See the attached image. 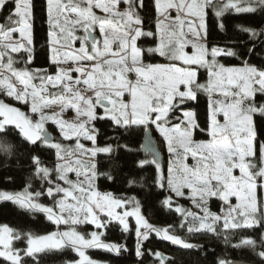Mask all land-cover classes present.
Here are the masks:
<instances>
[{
	"label": "snow or ice",
	"instance_id": "snow-or-ice-1",
	"mask_svg": "<svg viewBox=\"0 0 264 264\" xmlns=\"http://www.w3.org/2000/svg\"><path fill=\"white\" fill-rule=\"evenodd\" d=\"M212 6L213 0H152V31L145 30L141 15L147 7L145 0H47L50 63L56 69L49 73L47 68L31 67L32 0H0V136L14 133L28 151L47 148L54 150L55 156V162L48 166L38 151L32 154L28 165L31 175L25 188L0 189V205L10 202L33 217L42 213L58 228L68 226L63 231L38 234L0 225L2 264H42V254L68 248L79 256L71 264H97L86 254L87 249L102 248L122 255L128 251L125 245L104 242L102 231L82 234L76 226L91 224L99 230L118 223L127 232L128 217L136 221L138 258L144 255L142 242L153 232L172 245L193 249L197 245L173 234L171 229L186 228L190 234H223L226 243L228 231L264 229V123H257V117L264 120V66L243 59L252 55L254 47L237 52L208 45L206 9ZM229 11L264 15V0H221L220 6L214 7L218 19ZM219 27L224 30L222 22ZM237 27L252 41L264 37V28ZM17 33L20 38L14 40ZM188 35L195 38L191 54L185 51L189 41L184 37ZM142 37L151 38L153 46L140 47ZM22 53H27L26 58L13 55ZM156 56L167 63L144 62ZM222 56L242 59L243 66L225 67L217 59ZM69 62L72 66L65 67ZM201 69L207 72L205 83L198 80ZM201 94L208 100L203 127L195 112L184 110L189 102L198 103ZM52 108L59 111L46 112ZM68 109L75 113L72 121L61 118ZM177 111L180 116L175 115ZM49 121L57 126L61 139L49 136L45 128ZM97 121H110L114 130H122L121 136L133 127L142 126L145 131L154 127L167 152L180 164L175 168L170 164L168 168L169 192L184 197L187 189V198L203 215L176 205L179 223L157 228L142 216L140 203L134 197L99 192L94 181L101 175L113 177L100 173L97 156L106 154L111 159L120 148L129 152L131 149L119 142L115 148L111 143L100 146ZM197 130L207 139L196 140ZM64 141H74V146ZM82 141H90L92 147ZM0 149L9 156L17 151L7 145H0ZM189 156L191 165L180 163ZM146 164L155 165V183L164 188L159 160L153 155L151 161H138L141 168ZM69 173H74L76 179ZM33 181H39V190L32 191ZM41 196L50 198L52 205L41 203ZM213 198L222 202L219 214L210 210ZM162 203L171 209V195ZM221 223L222 229L217 231ZM16 241L23 247H17ZM232 246H250L264 261V232L259 242L244 237ZM149 254L164 264L162 253ZM215 264L239 262L218 257Z\"/></svg>",
	"mask_w": 264,
	"mask_h": 264
},
{
	"label": "trees",
	"instance_id": "trees-1",
	"mask_svg": "<svg viewBox=\"0 0 264 264\" xmlns=\"http://www.w3.org/2000/svg\"><path fill=\"white\" fill-rule=\"evenodd\" d=\"M34 5V20L32 22V38L33 43L31 45L33 49V60L31 67L33 68H47L49 73L54 71V65L50 63V50H49V25L47 23V0H32ZM147 5L146 9L141 12L144 18V28L153 29L155 27V11L152 8V0H145ZM221 0H213V6L206 9V26H207V43H219L220 45L230 46L237 52L247 51L248 48L254 47V52L251 56H245L243 59H248L251 64L257 66H264V43H262L263 37L258 40L252 41L247 33L241 32L237 27L239 25L245 27H252L257 30L261 29L264 25V15L262 14H236L229 11L224 14L222 18H217L214 12V7H219ZM224 24V30L219 27L220 23ZM247 42V43H241ZM138 44L142 48L153 46L151 38L142 37L138 41ZM14 56H24L26 53L13 54ZM219 60L224 65L243 66L242 59L235 57H219ZM156 63L165 61L164 58L156 56L154 59L146 58L144 62ZM22 66V65H21ZM198 80L200 83H205L207 80V72L201 69L198 73ZM259 99V97H258ZM208 108V100L204 94L200 95L199 102H189L184 106V110H192L196 113L197 119L201 125L204 126L206 119V112ZM176 116H180V111L175 113ZM257 123L262 124L264 120L257 117ZM50 127V125H48ZM95 126L99 129L98 143L103 146L105 143H111L115 148L119 142L121 145L127 144L131 151H127L124 148H120L118 152H115L117 156H131L135 160H149V153L141 150V141L144 133V128L133 127L127 133H123L122 130H114L110 121H97ZM153 131V129L151 128ZM264 130V129H262ZM53 139H61L56 130L52 128ZM160 145L161 140L158 139L155 132H152ZM112 137H120L117 139H109ZM196 140L206 138V136L199 132L195 133ZM66 145L74 146V141H64ZM0 145H7L17 149V155L20 160H26L30 162L32 154L38 151L42 162L45 165L51 166L55 162L54 150L47 148H40L39 150L33 149L28 151V146L23 144L22 141L14 133H9L7 137L0 136ZM162 150V148H161ZM163 156L161 160L162 172L164 176V188H160L156 185L157 170L155 165L146 164L139 177L127 180L128 184L132 188H144L145 198L144 203L140 206V212L142 216L153 226L157 228H165L169 225H177L181 220L180 214L175 212L174 208L165 206L162 201L165 197L169 196V190L166 184V163L168 161V153L162 150ZM31 175V169L26 167H9L0 170V189L9 191H21L25 188L28 182L27 178ZM131 182V183H130ZM32 191L39 190V181H33ZM40 202L45 205H52L50 198L41 196ZM222 202L213 198L209 207L211 211H218L221 209ZM0 224H7L14 229H23L24 231H33L38 234H45L58 228L56 225L47 221L42 213L36 214L34 217L28 212L17 209L10 202L0 205ZM61 227V225L59 226ZM87 228H93L92 225L86 224L83 227L79 226V229L85 230ZM136 225L130 221L129 231H122L118 223H114L108 228L104 229L102 240L106 243H117L125 245L128 251L123 252L122 255H115L105 251L102 248L87 249V251L95 258L102 259L108 264H159L152 255L149 253L160 252L165 258L164 264H215L218 257H223L228 260L240 259L252 263H263L258 255H256L250 246H244L241 248H235V245L241 241L244 237H252L257 242L260 240L261 232L264 229L258 230H236L228 231V243L225 242V236L223 234L217 236L213 233L200 232L190 234L187 229L173 228L171 232L182 238L187 235H191L187 240L197 245L193 249H184L177 245H172L169 241L163 240L157 237L156 234L150 233L147 240L142 242V250L144 255L137 257L135 253L137 245V237L135 235ZM15 244L18 247H23L21 242L16 241ZM260 249L257 248L256 251ZM77 258V255L70 248L63 251H53L47 254H42V264H64L68 261H72ZM2 264V262H0Z\"/></svg>",
	"mask_w": 264,
	"mask_h": 264
},
{
	"label": "rangeland",
	"instance_id": "rangeland-1",
	"mask_svg": "<svg viewBox=\"0 0 264 264\" xmlns=\"http://www.w3.org/2000/svg\"><path fill=\"white\" fill-rule=\"evenodd\" d=\"M218 1H220V0H218ZM171 15L173 17H175V15H176L175 10H172ZM262 28H264V25H263ZM145 30L155 31V27L153 29L145 28ZM178 31H179V29H178ZM184 32H186V33L188 32V28L187 27L184 28ZM97 33H98V29H97ZM19 38L20 37H19L18 33L13 36L14 40H18ZM184 39H187L189 41V43L185 47V51L188 52L189 54H191L192 51H193L192 46H191V41H193L195 38L193 36H191V35H188V36L184 37ZM263 40H264V37H263ZM208 45L210 47L215 45V46H219L221 48H224V47L231 48L230 46L223 45V44L220 45L219 43H211V44L208 43ZM29 47H31V45ZM75 47H77V48L79 47V43L78 42L76 43ZM148 47H151V46H148ZM31 49H32V47H31ZM32 53H33V49H32ZM26 56H27V53H26ZM217 59H218L219 63H221L220 60H219V57ZM145 63H150V62L147 61ZM156 63H167V61L166 60L163 61V62L159 61V62H156ZM64 66L65 67H71L72 65H71V62H69L68 64H66ZM224 66L225 67H242V66H232V65H224ZM55 70L56 69H55V66H54V71L52 73H54ZM75 75L76 74L73 73V76H75ZM207 79H208V76H207ZM9 102L11 103L12 101H9ZM21 107H22L23 110L27 111V109L24 108L22 105H21ZM52 111H57L58 112L59 108L46 109V112L50 113ZM190 111H192V110H190ZM180 115H181V112H180ZM74 117H75V113L71 109L66 110L61 116V118L66 120V121H72L74 119ZM221 121H222V117H221ZM48 125H50V127ZM45 128H46V130H48L50 132V134L52 136H53L52 128H54V130H56V132L59 135V130H58L57 126L55 124H53L52 122L49 121L48 123H46ZM152 129H153L152 132H155L157 137H158V139L161 140V143H160V145L158 144V146H159L160 152H161V154L163 156L162 150H164V152L168 153L166 145H165V143L163 141V138L159 135V133L155 130V128L152 127ZM203 139H207V137L203 138ZM203 139H198V140H203ZM82 143H84L85 146L88 147V148L92 147L90 141H82ZM161 148H162V150H161ZM149 159L152 160L153 159V155H151L149 157ZM26 160H24V161L20 160L16 151H15L14 155L9 156L7 152H5L2 149H0V170L5 169V168H9V167L10 168L11 167H26V166L29 165V162H26ZM96 161L98 163V168H99L100 173H110L111 176L113 177V179H108V178H105L103 175H101L97 180L94 181L96 189L99 192H101V193H112L113 196L120 197V198H133L134 197L137 201H139L140 206L144 203V198H145V196H144L145 195L144 188L143 189L142 188H139V189L132 188L127 183L129 180H131L133 178H136V177H139L141 175L144 167L141 168V167L138 166V161H140V160H135L131 156H117L116 153L114 152L112 154V158L111 159H109L106 154H99L97 156V158H96ZM160 163H161V161H160ZM180 163H187V164L191 165L193 163V161H192V158L189 156L186 161H181ZM170 164L174 168L180 166V164H178L176 162V159L169 154L168 155V161L166 163V172H167V175H165L166 176V184H167L168 168H169ZM162 166L163 165H161V172H162ZM162 174H163V172H162ZM235 174L239 175V171L236 170ZM69 175L71 176V178L73 180L76 179L74 173H69ZM184 192H185V196L184 197H176L174 194L169 192L171 197H172V201H173L172 208H175L176 205H180V206H182L185 209L191 210L193 212H198V214L203 215L202 212H199L198 209L193 207L192 201L187 198L190 195L188 190L184 189ZM235 202H236L235 198H232V203L234 204ZM128 210H131V205H129ZM117 211L118 212H123L124 209H117ZM212 212L219 214V213H221V209L218 210V211H212ZM130 221H132L136 225V221H135L134 217H128L127 218L128 224H129ZM189 223H191V221H189ZM0 225H4V224H0ZM84 225H86V224L77 225L76 228H77L78 231H80L82 234H85V235H87L88 233H91L92 231H102V232L104 231V229L97 230L93 225H92L93 228H87V229L81 231L79 229V226L83 227ZM89 225H91V224H89ZM67 227L68 226H66V225H61V227L56 228L53 231H56V230L63 231V230H66ZM221 229H222V223H221L220 227H218L217 231H221ZM189 237H192V236L191 235H187L183 239L186 240L187 242H189L187 240ZM101 239H102V237H101ZM86 254L92 260L97 262V264H108V262H106V261H104L102 259L95 258L87 250H86ZM78 259H79V256L77 255L76 259H74L72 261H68V262H66L64 264H71V262L76 261Z\"/></svg>",
	"mask_w": 264,
	"mask_h": 264
},
{
	"label": "water",
	"instance_id": "water-1",
	"mask_svg": "<svg viewBox=\"0 0 264 264\" xmlns=\"http://www.w3.org/2000/svg\"><path fill=\"white\" fill-rule=\"evenodd\" d=\"M50 137L53 138V136L50 134L48 130H46ZM141 150L144 152L149 153L150 155H154L155 158L159 160V162L162 159V154L160 152L158 143L152 133V130L145 131L143 133L142 141H141ZM232 261H237L239 264H263V263H252L245 260L240 259H232Z\"/></svg>",
	"mask_w": 264,
	"mask_h": 264
}]
</instances>
